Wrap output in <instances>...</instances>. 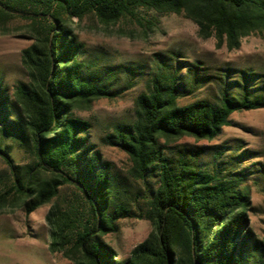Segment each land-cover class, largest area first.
I'll use <instances>...</instances> for the list:
<instances>
[{
  "label": "trees",
  "instance_id": "trees-1",
  "mask_svg": "<svg viewBox=\"0 0 264 264\" xmlns=\"http://www.w3.org/2000/svg\"><path fill=\"white\" fill-rule=\"evenodd\" d=\"M142 11L183 14L202 38L214 37L228 50L264 34V0H0V31L19 18L35 34L22 54L28 81L13 93L0 82V158L10 171L0 209L21 204L29 215L50 204L62 187H74L80 200L55 204L47 215L51 250L73 253L72 264H264V240L249 231L251 201L242 180L199 171L195 158L185 154L175 162L160 143L213 140L232 114L264 109V75L254 72L235 81L221 76L214 100L180 105L184 92L175 73L138 96L135 122L118 126L107 142L129 156L135 178L157 175L158 186L140 215L153 231L128 256L103 240L133 213L118 199L109 168L90 144L91 124L74 115L78 105L111 92L84 75V45L68 22L90 15L104 25L141 22ZM188 66L177 69L188 68L195 81L197 72ZM6 138L28 152V163H15Z\"/></svg>",
  "mask_w": 264,
  "mask_h": 264
},
{
  "label": "rangeland",
  "instance_id": "rangeland-1",
  "mask_svg": "<svg viewBox=\"0 0 264 264\" xmlns=\"http://www.w3.org/2000/svg\"><path fill=\"white\" fill-rule=\"evenodd\" d=\"M141 16V22L124 19L114 25H104L92 15L68 22L84 45L80 55L84 75L105 83L111 92L109 97L78 105L74 115L91 124L90 144L99 153L101 164L109 168L118 199L132 210V217L118 221V232L103 237L123 256L153 231L151 222L140 215L158 186L156 174L145 180L135 178L129 156L107 142L118 126L135 122L138 96L156 81L166 83L173 73L184 92L178 100L180 105L214 100L224 74L234 81L245 72L264 75V34H252L242 40L239 49L228 50L225 44L217 46L214 37L202 38L197 25L183 14L142 11ZM30 27L27 20L17 18L0 31V82L10 93L28 81L22 54L35 42ZM187 65L196 70L195 81L188 68L177 69ZM229 121L213 140L182 137L161 139L160 143L166 157L175 162L185 154L195 158L199 171L240 178L250 194L249 231L254 239L264 240V109L236 112ZM5 144L17 165L30 161L28 152L17 142L6 138ZM9 178L10 171L0 158V191L7 188ZM79 195L66 185L50 204L29 215L21 204L10 202L0 209V264L74 263L73 253L51 250L47 215L55 204L76 203Z\"/></svg>",
  "mask_w": 264,
  "mask_h": 264
}]
</instances>
